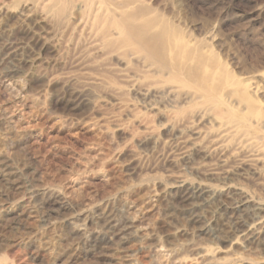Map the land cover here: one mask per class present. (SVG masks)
I'll list each match as a JSON object with an SVG mask.
<instances>
[{
  "label": "rangeland",
  "instance_id": "1",
  "mask_svg": "<svg viewBox=\"0 0 264 264\" xmlns=\"http://www.w3.org/2000/svg\"><path fill=\"white\" fill-rule=\"evenodd\" d=\"M135 5L264 102V0ZM110 8L0 0V264H264L260 164L208 154L227 128L108 48Z\"/></svg>",
  "mask_w": 264,
  "mask_h": 264
},
{
  "label": "bare ground",
  "instance_id": "2",
  "mask_svg": "<svg viewBox=\"0 0 264 264\" xmlns=\"http://www.w3.org/2000/svg\"><path fill=\"white\" fill-rule=\"evenodd\" d=\"M107 1L111 5L108 19L105 15L100 18L108 20L118 35L108 41V48H123V55H136L151 68L148 72L159 76L156 83H174L177 92H185L192 102L215 115L227 129L212 133L207 140L209 155L224 157V162L232 159L253 161L256 168L260 164L262 172L258 173L263 176L264 102L252 95L250 86L235 78L216 54L204 51L198 42L192 44L187 40L181 30L162 14L154 13L147 6H131L133 0ZM66 12V8L60 9V13ZM108 31L104 32L105 35L109 34ZM255 88L258 93V87ZM261 224L264 226V219ZM262 228L260 231L258 227L252 229L249 235L258 237L264 231Z\"/></svg>",
  "mask_w": 264,
  "mask_h": 264
}]
</instances>
